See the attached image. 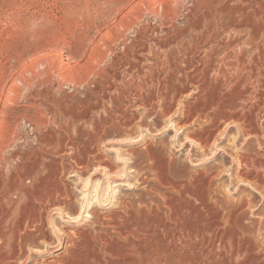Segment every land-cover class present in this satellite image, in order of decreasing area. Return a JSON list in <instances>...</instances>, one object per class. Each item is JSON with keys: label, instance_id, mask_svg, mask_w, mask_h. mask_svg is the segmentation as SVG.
Listing matches in <instances>:
<instances>
[{"label": "rangeland", "instance_id": "obj_1", "mask_svg": "<svg viewBox=\"0 0 264 264\" xmlns=\"http://www.w3.org/2000/svg\"><path fill=\"white\" fill-rule=\"evenodd\" d=\"M155 1L159 0H0V108L2 112L5 111V115L0 116V127L7 132L4 138L0 137V156L3 157L0 160V209L11 208L6 215L10 222L25 217L42 219L45 225L48 224L46 229L53 242L48 243L40 229L33 230L38 236L25 248L26 254L33 257V262L29 264H37L62 251L60 241L64 245L67 238L70 244L79 246L78 256L89 264H95L94 256L101 259L100 264H128L130 260L135 264H157L158 261L160 264H186V253L180 257L178 253L170 254L168 249V258L163 260L161 254L165 246L162 241L155 244L154 233L158 239H163L167 228L174 227L175 220L179 218L194 225L196 219L191 208L204 207L195 195L203 193L202 185H205L208 176L216 175L222 169L218 168L222 157L227 158L223 168L231 169L236 151L250 155L264 154V142L258 143L255 138L249 146L240 141L232 147L230 138H234L237 132L235 129L228 131L225 125L217 134L208 136V142L212 141L206 150L190 140L193 131L205 132L207 135L208 130H213L209 119L200 118L197 113L192 123L183 118L185 102H195V97L199 96L191 85L188 91L174 99L170 95L165 101L162 98L151 100L149 111L146 107L138 106V103H129L127 98L125 100L129 105L122 106L118 112L113 107L108 109L111 106L109 101L100 102V94L96 91L103 89L102 79L105 83L111 82L116 88L123 85L129 98L135 102L133 94L136 79L132 80L129 67H121L117 61V55L124 53L125 49L122 38L128 40L131 51L136 49L131 44L135 33L126 30L121 23L131 21L128 13L136 10L145 12L148 17L142 21L147 33L150 28L148 26L162 22L168 24L166 17L157 19L152 14V11H162L160 6L155 5ZM182 13L186 14V11ZM182 19L179 18L176 23L183 25ZM55 41L58 43L54 49L37 55L36 52L45 50L48 44ZM117 73L122 75V80H116L114 76ZM151 82L157 83L156 80ZM165 106L171 108L169 114L163 112ZM105 114H108L107 117ZM116 114L125 116L126 120L129 118L128 122L122 117L117 118ZM263 119L261 115L257 125ZM140 121L149 123L150 129L140 126ZM96 122H103V125L108 122L97 137L93 132L94 124H98ZM232 124L236 128V123ZM73 144L76 145L75 150ZM12 152L19 153L20 157L13 159ZM211 155L214 157L207 159ZM21 156L27 157L26 163L21 161ZM76 158L84 161L83 164L76 163ZM261 159L264 160V156ZM28 171L31 174V178L26 180L28 190L18 195L10 194L12 174L20 178ZM229 174L224 171L217 177L216 183L223 186L221 191L215 193L216 198L212 204L220 212H226V215L232 217V212L238 215L240 221L234 222L236 224L235 228H230L233 231L231 234H235L241 223L247 224L246 232L252 238L257 236L253 238L256 241L264 233V224L259 227L257 211V208L263 206L264 195L256 191L248 181L243 186L242 182L233 181ZM47 188L52 191L55 189L49 199L44 193ZM24 193L32 195V208L25 207L22 210L28 202ZM247 197H252L250 204ZM41 199L47 202V209L42 213L33 208L35 205L43 208ZM59 199L64 200L62 207L54 208L53 203H58ZM227 207L232 210L231 213H228ZM86 211L90 216H86ZM98 214L101 217H96ZM112 218H118V222L129 233H123L125 236L118 233V228L112 226ZM221 220V225H224L226 219ZM126 248L134 249L126 254Z\"/></svg>", "mask_w": 264, "mask_h": 264}, {"label": "bare ground", "instance_id": "obj_2", "mask_svg": "<svg viewBox=\"0 0 264 264\" xmlns=\"http://www.w3.org/2000/svg\"><path fill=\"white\" fill-rule=\"evenodd\" d=\"M154 3L156 6H160L162 11L160 10L152 11V14H155L157 19L161 16L166 17L168 19L167 21L168 24L167 23L166 25L165 23L162 24L163 22L159 24L157 22L158 24L156 25L148 26V28L149 27L150 28H149V33H147V28L143 27L142 21L144 17L145 18H148V17L145 16L146 15L145 12L143 13L142 11L140 13V12H136V10H134V12L131 14L128 13V15H130V18L132 19L131 21L128 20V21L121 23L122 27H125L126 30L130 32L131 31L134 32L135 38H136L135 39L134 37H132L135 40L134 39L131 40V44L136 48L132 51H131L132 47L128 45V42H127L128 40H126L125 38H122L124 40V42L122 41L123 42L122 45H124L125 47L124 53L117 55V58H118L117 61L121 65V67L122 66L129 67L130 73L133 76L132 80L136 79V87H135L136 89L134 90L135 93L133 94L135 98V102H133L129 98L130 95L125 90V87L123 85L120 86L119 88H116L113 84H110L111 82L109 84L107 82L105 83L103 81L104 79H102V83H101V87L103 86V89L102 90L98 89L96 91L98 94H100V98H101L100 102L101 100L104 102L109 101L111 103V106H109L108 109L110 107H113V109L114 110L117 109V112H118L122 106L129 105L127 103V100H125V98H127L129 103L133 105H136L138 103L137 104L138 106L146 107L147 110L149 111L152 107L150 103L151 100H154L156 98H162L163 101H165L167 98H169L170 95H172L174 99L176 97H179L180 94L188 91V87L191 85L195 88V91H196L195 93H199L198 94L199 96L197 97L194 96L196 100L195 102L191 100H187L185 102L184 107H183L184 108L183 118H185L186 120L188 119L192 123V119L194 118L195 113H197L198 116H200V118L202 117L204 119H207V118L209 119V124H212L213 130H208L207 135H206L205 132L203 133L201 131H193L191 129L193 131L192 132L193 134L191 135L192 137H190V140H193L194 142H196L198 145H200L202 148L206 150L207 148H209L208 145H210L212 141L211 140L210 143L208 142L210 140L208 136L217 134L219 129L223 125H225V126H228V129H227L228 131H230L231 129H235L237 132V135L234 138H230V140L232 141V144H231L232 147L237 146L240 143V141H243L244 144L249 146V144L254 138L256 139L258 143L264 142V123H263L264 121L257 125L258 118L261 115H263L264 117V0H159V1H155ZM183 11H186V14H183L182 13ZM181 17H183L182 20H184V24L178 25L176 23V20H178ZM149 20L150 19H148V21ZM144 22H146V20ZM165 22H166V19H165ZM160 33L162 34L159 35ZM57 43L58 42L55 41L53 44H48L45 50L36 52L37 55L39 56L40 54L46 51L54 49ZM137 74H138L139 79H137ZM96 76H98V74H96ZM114 77L116 78V80H122L123 78L122 75H120L119 73L115 74ZM115 78H113V80ZM152 80H156L157 83H152L151 82ZM106 81L108 80L106 79ZM170 109L171 108L169 106H165L163 108V112L169 114ZM4 112H2V109L0 108V116L3 117L5 115ZM108 114H105V116L107 117ZM116 115L118 116L117 118L122 117L123 120L125 119V121L128 122L127 120L129 118H127L126 120L125 116L123 115L120 116V114H116ZM103 118H104V114H103ZM109 118L108 120H111ZM96 123L98 124H94L93 132L97 137V135L101 133L100 132L101 128L104 127L106 123L104 125L102 124L103 122H96ZM232 123H236V128H233L231 126ZM124 124L125 123L123 122L122 125ZM138 124L140 126H146V128L151 127L149 123H144L143 121H140ZM2 130L3 129L0 127V137L2 138L3 136L4 138L5 133L7 132H4ZM225 138L227 139L228 136H226ZM1 144H4V143H1ZM75 146L76 145L74 144L72 145V148L74 150H75ZM12 153L13 154L11 157L13 159H15L16 157L17 158L20 157L19 156L20 154L17 152H12ZM263 156H264L263 153L260 155L258 153H256V155H250L247 152H243V151L237 152L236 151L235 158H234V163L236 166L233 163V166L231 169L223 168L222 165H224L227 162V158L222 157V161L218 165V168H222V169L218 170V173L216 175L208 176V180L206 181L205 179L206 181L205 183L203 181V183L205 184V185H202L203 193L201 194L199 193L200 194L199 196L197 195L198 193L195 195L197 201L199 200V202L201 203V206H204L206 208L203 207V209H201L202 207L200 208H196L195 206L192 208L190 207L191 209H193L192 213L194 214L195 219H196L194 222V225L184 222V220L179 218L178 220H175L174 222L175 226L173 225L174 227L169 228L167 226L168 228L166 230L164 238L162 237L163 239H158L156 233H154L153 238H155L154 239L155 244L157 243L158 245L160 241H162L163 245L165 246V249L163 248L164 250L162 251L163 253L161 254V258L163 260L166 261V259L168 258L166 253L169 250L170 254L174 255L175 253H178L180 254V257L182 254L186 253L187 262H188L186 264H201V261H202L201 259H203V264L204 263L205 264H218V263L220 264L222 262L226 263L227 261H229L230 264L231 263L233 264L234 259H236L235 260L236 262H234V264H264V255H263L264 254V233L262 234V238L256 241L255 240L253 241V238L257 236L254 235L255 237L253 236L252 238L246 232V230H248L247 224L245 225L241 223L240 227L235 232V234H231L232 230L230 231V228H235L236 223L234 222L240 221L238 220L239 219L238 215L235 216L236 212L233 213L231 209L228 210V207L226 208V210H228V213L231 210L233 215L232 217L230 216V214L226 215L225 214L226 212L225 213L220 212L219 208H216L215 205L213 206L212 204V202L214 203L213 201L214 197L216 198L215 193L222 190L223 185L221 183L217 184L216 180H217V177H219L224 171H228V173H230L229 175L233 177L232 178L233 181L242 182L241 184L242 186L246 185L247 184L246 182L248 181V183L252 187H254L256 191L264 195V160L261 159V157ZM21 157H22L21 161L23 163H26L25 161L27 157L26 156H21ZM212 157L214 156L213 155L208 156L207 159H210ZM2 159L3 157L0 156V160ZM75 161L78 164H83L84 162V161L82 162L81 160L77 158L75 159ZM21 176L20 178H17L16 174L15 175L12 174L11 185H10V190H9L10 194L12 193V194L18 195L28 190V187L26 185V180L31 178V174L28 171L23 177ZM88 179L86 180L87 182H88ZM243 183H246V184H243ZM197 184H195V186ZM240 188L242 189V187ZM54 190L52 191L51 189H48V188L45 190L44 193L45 195L47 194L48 199L51 196V194H53L52 192H54ZM24 194L27 195L26 198L28 202L25 206H23L22 210L25 209V207L32 208V203H31L32 195L28 193H24ZM61 195H63L62 192H61ZM251 198L247 197V199H249L248 204L251 203L252 201V200L250 201ZM52 199H55V198L53 197ZM41 200L42 201L40 202L43 203L44 209L42 208V206L41 207H37V205L33 206V208L36 211L38 210L40 213L44 212L47 209V202H44L45 199L44 200L41 199ZM57 201L58 203L51 202L53 203V207L61 208L62 204L64 203V200L59 199ZM0 202H1V199H0ZM40 202L38 201V203ZM48 202L50 201L48 200ZM263 202H264V197H263ZM127 206H129L128 203H127ZM10 209L11 208L9 207L4 208L2 210L0 209V264H20L21 262H24V264L32 263L33 257L28 256L26 254L25 248L28 245H31L33 243L32 240L38 236L37 234L33 233V230H37V229H40V231L43 232V237L45 238V240L48 241V243L50 244L53 243L52 238L47 231L48 229H46L47 228L46 226L48 224L45 225L44 221L37 217H33V218L30 217L32 219H25L26 218L25 217L24 219L20 218L22 220L18 219V221L10 222L6 219V215L10 212ZM173 209L175 211L176 208H173ZM257 211H259L258 217H260V221L259 222L257 221V222L260 225L258 226L261 227L264 224V203L262 207L257 208ZM30 212L26 214L23 213V214L27 215ZM220 213H223V214H220ZM21 216L23 215L21 214ZM86 216H90V214L87 212ZM99 216L100 215L98 214V216L96 217H99ZM241 217H243V215ZM222 218L226 219L224 225H221L222 223L220 222L222 221L221 220ZM117 219L112 220L114 222L112 226L116 227L115 229L118 228L117 232L122 235L123 233L124 234H126L127 232L129 233V231H125V228L121 226V224L118 222ZM174 219L175 218H173V221ZM35 221L37 223H35ZM103 223L104 222H102V224ZM131 232L132 231H130V233ZM149 233H151V231ZM103 235L105 236V234ZM68 240L69 238H67L64 245H63V242L60 241V244L63 247L62 251L58 252L57 254L53 256H50L48 259L38 261L39 264H89L87 261L82 260L80 256H78L77 247L79 246H77V244L76 245L72 243L70 244ZM129 241L132 242L131 240ZM178 241H179V244H176L178 243ZM173 245H176V246H173ZM141 246H143V244ZM133 249L134 248H126L125 253L130 254L131 253L130 251H133ZM147 250H149L148 247H147ZM94 251L92 250V252ZM93 258H94L95 264H100L101 259H99L98 256H94ZM170 258H172V256ZM127 263L135 264V262H133L132 260L128 261ZM157 264H160V262L158 261Z\"/></svg>", "mask_w": 264, "mask_h": 264}]
</instances>
